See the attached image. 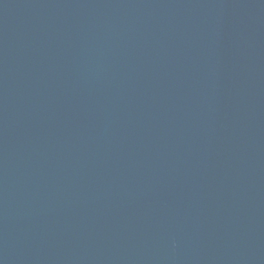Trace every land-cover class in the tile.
I'll list each match as a JSON object with an SVG mask.
<instances>
[{
    "label": "water",
    "instance_id": "1",
    "mask_svg": "<svg viewBox=\"0 0 264 264\" xmlns=\"http://www.w3.org/2000/svg\"><path fill=\"white\" fill-rule=\"evenodd\" d=\"M0 264H264V0H0Z\"/></svg>",
    "mask_w": 264,
    "mask_h": 264
}]
</instances>
